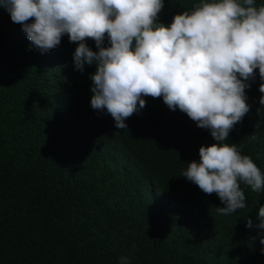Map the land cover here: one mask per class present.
<instances>
[{"label": "trees", "instance_id": "trees-1", "mask_svg": "<svg viewBox=\"0 0 264 264\" xmlns=\"http://www.w3.org/2000/svg\"><path fill=\"white\" fill-rule=\"evenodd\" d=\"M192 3L165 0L159 21ZM77 47L64 35L41 51L0 8V264H264V190L241 184L246 207L219 214V197L181 176L216 143L210 130L162 97H145L128 128H116L91 106L96 65L77 70ZM262 82L257 69L245 90L250 112L226 142L264 173Z\"/></svg>", "mask_w": 264, "mask_h": 264}, {"label": "clouds", "instance_id": "clouds-1", "mask_svg": "<svg viewBox=\"0 0 264 264\" xmlns=\"http://www.w3.org/2000/svg\"><path fill=\"white\" fill-rule=\"evenodd\" d=\"M164 7L165 0H0V8L41 51L58 47L64 35L78 43L76 69L96 65L91 106L106 110L116 128H128L126 119L146 106L145 97H162L169 109L179 108L210 130L216 143L201 146L200 159L186 163L181 176L205 194L215 193L225 205L216 211L230 215L246 207L241 184L256 193L264 190L260 167L237 144L226 142L250 112L247 82L257 69L264 81V3L193 0L169 25L159 21ZM259 91L264 93V82ZM259 103L257 114L264 112V96ZM246 138L256 140L254 134ZM259 220L264 229V206ZM246 227H253L251 219ZM259 242L264 245V238ZM119 260L129 264L126 256Z\"/></svg>", "mask_w": 264, "mask_h": 264}]
</instances>
